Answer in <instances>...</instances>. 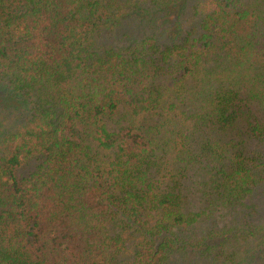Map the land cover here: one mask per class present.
I'll return each instance as SVG.
<instances>
[{
	"label": "trees",
	"instance_id": "trees-1",
	"mask_svg": "<svg viewBox=\"0 0 264 264\" xmlns=\"http://www.w3.org/2000/svg\"><path fill=\"white\" fill-rule=\"evenodd\" d=\"M0 264H264V0H0Z\"/></svg>",
	"mask_w": 264,
	"mask_h": 264
},
{
	"label": "rangeland",
	"instance_id": "rangeland-1",
	"mask_svg": "<svg viewBox=\"0 0 264 264\" xmlns=\"http://www.w3.org/2000/svg\"><path fill=\"white\" fill-rule=\"evenodd\" d=\"M35 163H30L24 170H23V173L26 174V173H29L30 171H32L35 167Z\"/></svg>",
	"mask_w": 264,
	"mask_h": 264
}]
</instances>
